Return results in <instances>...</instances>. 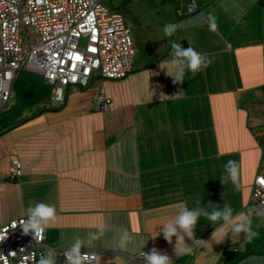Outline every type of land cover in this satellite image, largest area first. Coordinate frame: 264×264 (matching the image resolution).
Segmentation results:
<instances>
[{"label": "crops", "instance_id": "0c3cea01", "mask_svg": "<svg viewBox=\"0 0 264 264\" xmlns=\"http://www.w3.org/2000/svg\"><path fill=\"white\" fill-rule=\"evenodd\" d=\"M124 1L136 49L129 73H94L87 86H68L62 103L23 107L0 125V200L14 207L4 223L29 205L54 206L46 241L97 253L81 264H143L141 253L152 248L174 261L176 237L169 244L161 228L185 207L200 212L201 243L178 228L188 246L213 238L236 245L232 228L253 223L252 214L240 215L256 208L254 178L264 174V0ZM181 22L165 36L166 24ZM169 39L211 63L173 83ZM100 90L111 99L106 110ZM14 159L21 173L11 177ZM229 160L238 165V188L227 176L220 182ZM225 205L228 221L206 218Z\"/></svg>", "mask_w": 264, "mask_h": 264}, {"label": "built area", "instance_id": "2783aa9c", "mask_svg": "<svg viewBox=\"0 0 264 264\" xmlns=\"http://www.w3.org/2000/svg\"><path fill=\"white\" fill-rule=\"evenodd\" d=\"M103 1L0 0V113L22 70L41 74L52 85L50 98L56 104L65 100L68 86L85 87L94 73L111 80L129 73L136 51L130 28ZM188 10H195V5L191 3ZM27 26L34 32L33 39L27 35ZM96 101L106 110L111 99L100 90ZM20 173L21 162L12 160L9 175ZM261 180L264 174H257L251 200L255 207L264 208ZM26 219L27 215L0 223V264H35L48 258L63 264L76 259L95 261L94 250L45 244V231L42 238L24 234L20 221ZM140 260L146 264L142 255Z\"/></svg>", "mask_w": 264, "mask_h": 264}, {"label": "clouds", "instance_id": "9594fccd", "mask_svg": "<svg viewBox=\"0 0 264 264\" xmlns=\"http://www.w3.org/2000/svg\"><path fill=\"white\" fill-rule=\"evenodd\" d=\"M184 22L174 24L168 23L164 26L163 32L166 37H172L173 34L179 29ZM169 44L172 51L170 55L172 60L170 61L173 83L182 84L184 81V76L186 72H190L195 76L198 72L204 71L211 61L204 56L202 53L197 52L190 44L187 49L183 48L180 43L169 39ZM169 74V71H168ZM224 175L222 176L220 182L223 184L225 181V176H227L231 182L238 188V165L234 160L227 161L224 165ZM264 184V180L260 181ZM179 215L174 221H168L163 224L161 232L164 239L171 244L173 242V237H176L174 252L176 257H181L192 253L193 248L185 243L184 237L178 234V228L183 231V233L190 239L195 241V244L201 243L199 239L195 238V229L200 217V212L197 210H189L186 207L179 209ZM27 219L20 221V226L24 234H29L30 232L34 235V238H42V234L45 231V227L48 226L52 221H54L56 216L55 207L44 202L37 203L34 207L29 205L27 208ZM264 215V214H261ZM206 218L211 222H216L221 217L228 221L230 218V209L225 205L223 211L215 210L212 213H205ZM13 227H16V223H13ZM222 232V231H221ZM234 235L238 236L240 233L244 234V239L247 242L253 241L258 237V232L253 230L251 220H245L242 223L236 224L232 228ZM216 232L213 233V236ZM226 236L227 233H224ZM124 240L130 239L126 234L123 238ZM78 248V245L76 246ZM121 247H124L122 240ZM141 255L144 257L146 264H173L172 258L165 252H161L157 248H152L149 252H142ZM39 264H48L47 261L41 260ZM70 264H81L79 259L74 261L70 260Z\"/></svg>", "mask_w": 264, "mask_h": 264}, {"label": "rangeland", "instance_id": "374dc122", "mask_svg": "<svg viewBox=\"0 0 264 264\" xmlns=\"http://www.w3.org/2000/svg\"><path fill=\"white\" fill-rule=\"evenodd\" d=\"M103 4L109 9L110 12H119L123 15L124 20L126 19L124 0H106L103 1ZM26 28L29 39H33L34 32L32 28L30 26H27ZM82 43L83 40H80V44ZM71 87L78 86L72 85ZM51 88L52 85L47 82V80L41 74L22 70L17 76L13 86V99L9 100V102L6 104V107H4L0 113V125L3 123V121H8L12 116L14 117V111H20V109L23 107L30 109L29 106L33 104L35 111H37L39 110L37 109L38 107L42 109L43 107L51 105L53 103L50 98ZM261 171H264V162ZM13 211V206H7L0 200L1 223H4V217L10 216ZM248 212L249 213L245 212L241 214L240 217L245 216V218L249 217L251 219L252 214L254 219L252 228L259 234L258 237L253 241L247 242L245 239H242L243 233H240L241 240L236 245L230 243L231 239H229V243L225 242L221 247L215 242L214 238L209 239L201 246L195 245L192 247V253L175 258L173 264H239L242 256L246 255L248 252L258 253L261 246L264 245V215H261L264 214V208L256 207L254 210H250ZM25 215L28 214H23L20 216ZM46 230H48L47 232L49 233L51 232L49 227L48 229L46 227L45 231ZM44 243L49 245V243L46 241V238ZM50 259L54 258L44 259V261H52ZM40 261L41 260L35 264H39Z\"/></svg>", "mask_w": 264, "mask_h": 264}, {"label": "water", "instance_id": "95a60500", "mask_svg": "<svg viewBox=\"0 0 264 264\" xmlns=\"http://www.w3.org/2000/svg\"><path fill=\"white\" fill-rule=\"evenodd\" d=\"M239 264H264V245L259 253H249L240 260Z\"/></svg>", "mask_w": 264, "mask_h": 264}, {"label": "trees", "instance_id": "16d2710c", "mask_svg": "<svg viewBox=\"0 0 264 264\" xmlns=\"http://www.w3.org/2000/svg\"><path fill=\"white\" fill-rule=\"evenodd\" d=\"M89 82H90V81H89ZM88 84H89V83H88ZM248 253H249V252H248ZM248 253H247V254H248ZM247 254H246V255H247ZM244 256H245V255H243L242 257H244ZM240 259H241V258H240Z\"/></svg>", "mask_w": 264, "mask_h": 264}, {"label": "snow or ice", "instance_id": "6c2138e0", "mask_svg": "<svg viewBox=\"0 0 264 264\" xmlns=\"http://www.w3.org/2000/svg\"><path fill=\"white\" fill-rule=\"evenodd\" d=\"M77 59H79V57H77Z\"/></svg>", "mask_w": 264, "mask_h": 264}]
</instances>
